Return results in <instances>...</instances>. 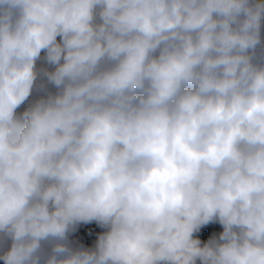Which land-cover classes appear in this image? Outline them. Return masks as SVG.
I'll return each instance as SVG.
<instances>
[{
	"label": "clouds",
	"instance_id": "1",
	"mask_svg": "<svg viewBox=\"0 0 264 264\" xmlns=\"http://www.w3.org/2000/svg\"><path fill=\"white\" fill-rule=\"evenodd\" d=\"M0 260L264 264V0H0Z\"/></svg>",
	"mask_w": 264,
	"mask_h": 264
},
{
	"label": "trees",
	"instance_id": "2",
	"mask_svg": "<svg viewBox=\"0 0 264 264\" xmlns=\"http://www.w3.org/2000/svg\"><path fill=\"white\" fill-rule=\"evenodd\" d=\"M37 93L34 91L33 94L29 97V100H32ZM26 107L25 104H22L18 109L17 113H20L24 110ZM88 227L90 229L91 237L86 236L85 234V229ZM223 230L222 226L218 222H210L209 224L202 226L199 232L194 233L195 237L198 238H205L209 239V237L213 234L216 233L217 236L218 234ZM104 231L101 227L97 225L96 222H91V223H80L77 225L76 231L70 234V237H76L83 243H86L90 245L91 247L94 246L95 241L97 239V236L99 233Z\"/></svg>",
	"mask_w": 264,
	"mask_h": 264
},
{
	"label": "rangeland",
	"instance_id": "3",
	"mask_svg": "<svg viewBox=\"0 0 264 264\" xmlns=\"http://www.w3.org/2000/svg\"><path fill=\"white\" fill-rule=\"evenodd\" d=\"M58 40H59V37L57 38ZM41 55L43 56V52L41 53ZM40 62L38 61V64H39ZM27 103H28V101H26L24 104L27 106ZM85 234H86V236H89V237H91L90 235H91V233H90V229L88 228V227H86V229H85ZM70 239L74 242V244H76V245H84L85 247H91L90 245H88V244H86V243H83L82 241H80L79 239H77L76 237H70ZM200 240H201V242H202V244L203 243H205V242H207V239H205V238H199ZM0 264H3V261L2 260H0Z\"/></svg>",
	"mask_w": 264,
	"mask_h": 264
}]
</instances>
